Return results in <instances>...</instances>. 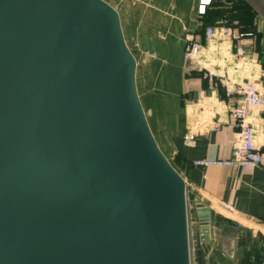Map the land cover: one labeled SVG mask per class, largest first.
<instances>
[{
	"label": "water",
	"instance_id": "95a60500",
	"mask_svg": "<svg viewBox=\"0 0 264 264\" xmlns=\"http://www.w3.org/2000/svg\"><path fill=\"white\" fill-rule=\"evenodd\" d=\"M135 69L105 1L0 0V264H191ZM193 219L197 264L218 219L235 247L228 218L197 200Z\"/></svg>",
	"mask_w": 264,
	"mask_h": 264
},
{
	"label": "crops",
	"instance_id": "0c3cea01",
	"mask_svg": "<svg viewBox=\"0 0 264 264\" xmlns=\"http://www.w3.org/2000/svg\"><path fill=\"white\" fill-rule=\"evenodd\" d=\"M103 1L118 12L136 60L137 95L154 140L185 181L191 239L197 200L236 225L233 249L220 219L210 240L201 236V264H264V157L254 167L192 164L230 157L237 136L230 109L241 85L251 82L264 90V0H211L203 14L197 13L198 0ZM221 25L253 33L242 40L244 56L219 34L207 38L208 26ZM186 34L201 41L198 59L184 56ZM256 115L255 138L262 149L264 109ZM222 201L234 211L222 209ZM194 253L197 264L195 247Z\"/></svg>",
	"mask_w": 264,
	"mask_h": 264
},
{
	"label": "built area",
	"instance_id": "2783aa9c",
	"mask_svg": "<svg viewBox=\"0 0 264 264\" xmlns=\"http://www.w3.org/2000/svg\"><path fill=\"white\" fill-rule=\"evenodd\" d=\"M211 0H198L197 13L203 14L206 6ZM221 35L223 38L230 40L233 43L237 56L241 57L246 54V49L242 44L243 38L251 36L250 31H242L233 28L229 25H221L218 28L208 26L206 28L207 38L215 35ZM201 49V41L194 35L186 34V44L184 48V56L187 60L198 59ZM204 76L209 80L214 77L211 73L205 72ZM231 91L227 89V94ZM240 98L236 104L230 109V117L233 121L234 127L237 129V136L233 142L230 157L227 159H203L192 162L196 166L208 165H225L232 167H254L264 157V147L259 148L255 138V117L260 109H264V90L258 88L251 82H246L241 85ZM220 207L225 211L232 213L234 207L231 203L222 201Z\"/></svg>",
	"mask_w": 264,
	"mask_h": 264
},
{
	"label": "rangeland",
	"instance_id": "374dc122",
	"mask_svg": "<svg viewBox=\"0 0 264 264\" xmlns=\"http://www.w3.org/2000/svg\"><path fill=\"white\" fill-rule=\"evenodd\" d=\"M190 256H191V264H195V253H194V247L191 236H190Z\"/></svg>",
	"mask_w": 264,
	"mask_h": 264
}]
</instances>
